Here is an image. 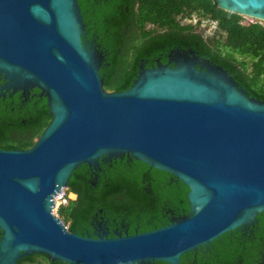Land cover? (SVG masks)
Masks as SVG:
<instances>
[{
    "label": "water",
    "instance_id": "water-1",
    "mask_svg": "<svg viewBox=\"0 0 264 264\" xmlns=\"http://www.w3.org/2000/svg\"><path fill=\"white\" fill-rule=\"evenodd\" d=\"M264 22V0H215ZM78 0H0V95L38 89L50 124L26 150L0 149V264L34 254L66 264H180L264 213V102L221 66L177 52L173 67L139 65L109 92L105 58L84 43ZM131 157L180 180L189 212L133 235L81 236L53 211L81 165Z\"/></svg>",
    "mask_w": 264,
    "mask_h": 264
},
{
    "label": "trees",
    "instance_id": "trees-1",
    "mask_svg": "<svg viewBox=\"0 0 264 264\" xmlns=\"http://www.w3.org/2000/svg\"><path fill=\"white\" fill-rule=\"evenodd\" d=\"M88 39H95L105 62L100 69L104 88L124 92L136 80L139 65L162 57L176 48L192 50L221 66L250 97L264 102V25L243 24L238 14L217 7L215 0H78ZM215 21L211 35L200 28L203 21ZM144 67L150 68L146 63ZM32 93L39 94L35 89ZM0 104V149L31 148L50 124L45 97L26 106ZM15 108V112L11 108ZM189 189L173 175L156 170L131 157L100 160L98 169L81 165L65 190L66 204L58 217L70 232L93 234L95 219L123 235L143 233L168 225L189 212ZM73 194L75 200L67 196ZM260 228L247 239L234 230L181 257V264H259L264 253V213ZM232 233V234H231ZM16 264H66L34 254ZM157 264H166L158 262Z\"/></svg>",
    "mask_w": 264,
    "mask_h": 264
},
{
    "label": "flooded vegetation",
    "instance_id": "flooded-vegetation-1",
    "mask_svg": "<svg viewBox=\"0 0 264 264\" xmlns=\"http://www.w3.org/2000/svg\"><path fill=\"white\" fill-rule=\"evenodd\" d=\"M84 43L86 45H90V46H94L97 48V45H96V40L95 39H88L87 38V32H86V28H85V37H84ZM98 49V48H97ZM99 50V49H98ZM100 51V50H99ZM191 52L192 50H185V49H182V48H176V49H173L171 50L168 54H167V58H168V61L167 63H163L165 65H169L170 67H173L174 66V63L171 62L173 59H175L177 57V52ZM195 55H197L194 51H192ZM198 56V55H197ZM200 57V56H198ZM202 58V57H200ZM161 59L162 57H156L154 58L151 62H149L148 60L144 61L142 65H145L146 63H149L151 64V67L150 68H154L156 67L158 64H162L161 62ZM204 59V58H202ZM171 60V61H170ZM149 69V68H147ZM4 84V81L1 80L0 81V86ZM35 89H31L25 93H21V92H16V93H11V92H7V93H4V95H0V104L3 102V103H8L9 106H13L15 103V100L17 98V100H19V105L21 106H26L28 103L31 102L32 99L38 97V98H42L43 96H41V94H35V93H32ZM11 110L13 112H15V108L12 107ZM258 217V216H257ZM177 219V218H176ZM173 220V219H172ZM171 220V221H172ZM92 226H93V234H98V233H102L99 231V229H103V230H107L108 229V236H109V228L105 226V224L102 222V221H99L98 222V219H95L94 221V224L92 223ZM260 228L259 226V220L256 218V221L254 222L253 225L251 226H248L247 228H240V229H237L239 231L242 232V236H244V238H247V239H251L253 237L256 236V233H258V229ZM115 232H119L121 233L120 230L118 229H115L114 230V233ZM232 234V233H231ZM207 250L209 249V246L206 247ZM199 250V249H198ZM198 250L194 251L195 252V255H194V262L196 261V258H197V252ZM181 264V263H180ZM259 264H264V253L261 254V258H260V262Z\"/></svg>",
    "mask_w": 264,
    "mask_h": 264
},
{
    "label": "built area",
    "instance_id": "built-area-1",
    "mask_svg": "<svg viewBox=\"0 0 264 264\" xmlns=\"http://www.w3.org/2000/svg\"><path fill=\"white\" fill-rule=\"evenodd\" d=\"M244 20H243V24L245 25H248V24H254L256 22H259L261 24L264 25V22L262 21H259V20H256L254 18H250V17H243ZM216 25L217 23L215 21H203L202 24L200 25V28L202 30H204V33L207 34V35H211L215 29H216ZM58 200H63L64 201V204L67 203V200H66V195H65V192L63 193V195H61Z\"/></svg>",
    "mask_w": 264,
    "mask_h": 264
},
{
    "label": "rangeland",
    "instance_id": "rangeland-1",
    "mask_svg": "<svg viewBox=\"0 0 264 264\" xmlns=\"http://www.w3.org/2000/svg\"><path fill=\"white\" fill-rule=\"evenodd\" d=\"M65 192V191H64ZM70 200H75L76 199V196L75 195H73V194H69L68 196H67ZM61 204H64V201L63 200H57L56 202H55V207H54V209H53V211H54V213L57 215V210H58V208H59V206L61 205ZM66 204V203H65Z\"/></svg>",
    "mask_w": 264,
    "mask_h": 264
},
{
    "label": "bare ground",
    "instance_id": "bare-ground-1",
    "mask_svg": "<svg viewBox=\"0 0 264 264\" xmlns=\"http://www.w3.org/2000/svg\"><path fill=\"white\" fill-rule=\"evenodd\" d=\"M64 191H65V189H63V190H62V193L58 194V195L55 197V202L58 200V198H59L61 195H63Z\"/></svg>",
    "mask_w": 264,
    "mask_h": 264
}]
</instances>
